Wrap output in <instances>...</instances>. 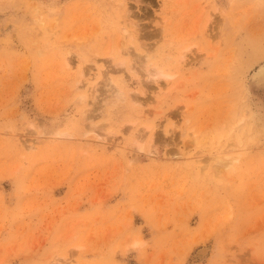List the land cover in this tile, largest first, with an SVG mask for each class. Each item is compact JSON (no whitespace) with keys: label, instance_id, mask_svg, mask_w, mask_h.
I'll return each mask as SVG.
<instances>
[{"label":"rangeland","instance_id":"obj_1","mask_svg":"<svg viewBox=\"0 0 264 264\" xmlns=\"http://www.w3.org/2000/svg\"><path fill=\"white\" fill-rule=\"evenodd\" d=\"M263 64L264 0H0V264H264Z\"/></svg>","mask_w":264,"mask_h":264},{"label":"bare ground","instance_id":"obj_2","mask_svg":"<svg viewBox=\"0 0 264 264\" xmlns=\"http://www.w3.org/2000/svg\"><path fill=\"white\" fill-rule=\"evenodd\" d=\"M123 5L125 6V3H123ZM122 5V6H123ZM122 6H121V10H122ZM123 16H125L124 17V20H121V21H124V23H125V25L127 24V23H130L129 22V20H130V17H129V15H128V13H127V10H125V15H123ZM40 18V17H39ZM120 21V22H121ZM132 22V21H131ZM136 22H138V21H136ZM164 24V23H163ZM124 25V24H123ZM137 26V25H136ZM133 27V26H132ZM134 28H135V26H134ZM139 29V28H138ZM123 30V29H122ZM124 31V30H123ZM124 33H126V31L124 32ZM143 35V34H142ZM142 38V37H141ZM146 49V48H145ZM147 53H148V50H146V51H143V57L141 58V59H143V61L145 62V61H147L148 59H149V56L147 55ZM70 62V61H69ZM71 63V62H70ZM69 63V64H70ZM146 63V62H145ZM66 64H68V63H66ZM124 64V62H118L117 64H115V66L114 67H116L117 68V66H120V67H118V69L119 68H121V66ZM69 66V65H68ZM259 68V67H258ZM126 70L127 71H129V72H132L133 73V70H132V67H131V63H127L126 64ZM117 72V71H119V70H112V72ZM110 72V71H109ZM112 72H110V73H112ZM113 72V73H114ZM120 72V71H119ZM106 73V75H108L109 73H108V71L107 72H105ZM105 73H104V75H105ZM259 73L260 74H264V64H263V66L260 68V71H259ZM153 74H154V76L153 77H159L158 76V73H156V72H154L153 71ZM81 76L80 77H85L82 73L80 74ZM148 76V75H147ZM258 76H260V75H258ZM263 76V75H262ZM106 77H108L109 78V81H110V76H106ZM149 77V76H148ZM151 77V76H150ZM259 79V78H258ZM78 83H80L81 84V82H78ZM259 83V82H258ZM79 84V85H80ZM78 85V84H77ZM260 85V84H259ZM82 86V85H81ZM263 86V85H262ZM81 88V87H80ZM114 88V87H113ZM115 89V88H114ZM111 90V89H110ZM116 90V89H115ZM114 91V90H113ZM111 92L110 91V95L109 96H111L112 98H114V97H116V96H118V97H116L115 98V100H114V102L116 101V99L117 98H119V100L120 99H123L122 98V96H125L124 95V93L122 92V91H120V90H116L115 92L116 93H114V92ZM115 94V96H113L114 94ZM112 94V95H111ZM108 97V96H107ZM110 97V98H111ZM131 98V97H130ZM79 100H81V101H79V102H83V100H84V97L82 98V97H80L79 96ZM110 100V99H109ZM113 101V100H112ZM133 102L135 105L137 104V105H139V106H141V105H143V104H145L144 103V101L145 100H141V99H139V97L137 96V95H132V98H131V100H130V102ZM146 102V101H145ZM112 103V102H111ZM111 103H109V104H111ZM92 124V123H91ZM32 125V124H31ZM94 126H95V124H94ZM87 127V126H86ZM96 127V131H97V126H95ZM31 129H33V128H31ZM50 132V131H49ZM53 132V131H52ZM145 133H146V131H145ZM144 133V134H145ZM55 134V133H54ZM59 134V133H58ZM86 134H93V135H96V136H99L98 134H96L95 133V129H94V127H93V124L90 126H88V130H87V133ZM85 134V135H86ZM144 134H142L143 136H140V138H136V139H134V147H136L138 150H146L147 151V154H150V155H154V156H156V152H155V150H153V148H152V142H153V140L152 139H154V137L153 138H151L152 137V135L154 136V134H151V137L148 139V144L147 145H145L144 146V144H143V142H144ZM65 135V134H64ZM70 136H71V134H69ZM69 135H67V136H69ZM146 135V134H145ZM156 138V137H155ZM194 139L192 140L193 142H196V138L195 137H193ZM155 140V139H154ZM154 143V142H153ZM227 145H229V144H227ZM230 146V145H229ZM228 146V147H229ZM136 149V150H137ZM196 153H193V159H194V157H196ZM218 159H221V158H219L218 157ZM229 160H226V161H222V160H214V163H213V165H211V170H212V173L213 174H218V173H220V172H222L223 173V171L225 170V169H227V168H229V167H233V163H235L237 160H238V158L237 157H231V158H228ZM201 167V169L202 168H204L203 166H200Z\"/></svg>","mask_w":264,"mask_h":264}]
</instances>
